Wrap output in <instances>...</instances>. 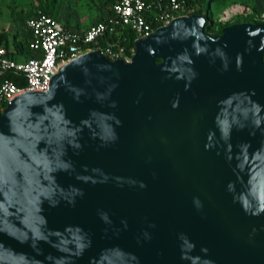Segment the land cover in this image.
Segmentation results:
<instances>
[{
  "label": "water",
  "instance_id": "water-1",
  "mask_svg": "<svg viewBox=\"0 0 264 264\" xmlns=\"http://www.w3.org/2000/svg\"><path fill=\"white\" fill-rule=\"evenodd\" d=\"M208 24L0 110V264H264V22Z\"/></svg>",
  "mask_w": 264,
  "mask_h": 264
},
{
  "label": "built area",
  "instance_id": "built-area-1",
  "mask_svg": "<svg viewBox=\"0 0 264 264\" xmlns=\"http://www.w3.org/2000/svg\"><path fill=\"white\" fill-rule=\"evenodd\" d=\"M236 5L237 12L219 21L247 13V6ZM198 8L197 3L189 0H118L107 7L100 20L85 29L72 28L48 14L28 18L30 37L26 45L31 57L15 59L12 56L18 54L15 47L0 41V76L14 73L24 80L22 85L7 77L0 82V110L26 92H47L54 76L87 52L100 51L108 60L132 62L139 39L178 17L196 13ZM202 14L207 17L206 11ZM259 20L264 22V13Z\"/></svg>",
  "mask_w": 264,
  "mask_h": 264
},
{
  "label": "rangeland",
  "instance_id": "rangeland-1",
  "mask_svg": "<svg viewBox=\"0 0 264 264\" xmlns=\"http://www.w3.org/2000/svg\"><path fill=\"white\" fill-rule=\"evenodd\" d=\"M42 1L46 0H0V31L7 34L11 44L14 40H22L27 36L28 15L38 12ZM229 1H231L230 5L239 3L247 6V13L220 23L219 19L223 18L224 10L215 13L211 18V13L218 7L217 3L210 5L205 3V10L209 13L208 22L212 21L207 31L205 30L209 35H220L221 27L225 28L234 23L262 22L259 18L264 13V0H246V3ZM107 7L104 0H62L59 4L58 18L72 28L85 29L98 21L106 13ZM249 12H253L254 15L251 16Z\"/></svg>",
  "mask_w": 264,
  "mask_h": 264
},
{
  "label": "trees",
  "instance_id": "trees-1",
  "mask_svg": "<svg viewBox=\"0 0 264 264\" xmlns=\"http://www.w3.org/2000/svg\"><path fill=\"white\" fill-rule=\"evenodd\" d=\"M118 0H104V2L109 6L115 2H117ZM190 2L193 3H197L198 4V10L196 13L202 14L204 13L205 10V3H208L209 5L212 3H217L216 9L211 13V18H213V16L215 15V13L225 10L226 8L234 5H230L231 1L229 0H189ZM62 2V0H46V1H42L40 4V8L38 12L29 14L28 17H33L39 13L42 14H48V15H52L54 17L58 18V13H59V4ZM233 2H243L246 3V0H233ZM239 4V3H236ZM251 16L254 15V13L252 12L250 14ZM207 17H209V13H207ZM102 18V16L98 19L100 20ZM212 20V19H211ZM212 21L209 22L208 25H206L205 30L207 31V28L211 25ZM221 23V22H220ZM223 27H221L219 29V34L222 33ZM30 37V33L27 31V36L22 39V40H14L13 43L11 44L8 41L7 38V34L3 31H0V41L4 42L7 46H14L16 51L18 52V54H12V56L15 59H21L22 57H26L29 58L31 57V52L29 50V48L26 45V42L28 40V38ZM10 78L12 80H14L15 82H17L18 84L22 85L24 83V80L21 78H18L14 73H8L6 74V76L2 77L0 76V82L5 79V78Z\"/></svg>",
  "mask_w": 264,
  "mask_h": 264
},
{
  "label": "bare ground",
  "instance_id": "bare-ground-1",
  "mask_svg": "<svg viewBox=\"0 0 264 264\" xmlns=\"http://www.w3.org/2000/svg\"><path fill=\"white\" fill-rule=\"evenodd\" d=\"M238 10H239V6L234 4L233 6H230V7L226 8L223 11V14H224L225 17H230L233 12H237Z\"/></svg>",
  "mask_w": 264,
  "mask_h": 264
}]
</instances>
